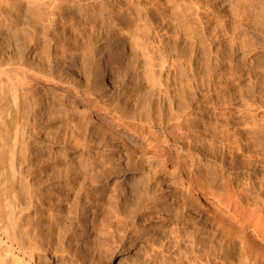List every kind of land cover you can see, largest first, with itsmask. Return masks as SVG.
<instances>
[{
  "label": "rangeland",
  "instance_id": "rangeland-1",
  "mask_svg": "<svg viewBox=\"0 0 264 264\" xmlns=\"http://www.w3.org/2000/svg\"><path fill=\"white\" fill-rule=\"evenodd\" d=\"M17 22L31 25L20 42ZM124 40L113 92L95 98L102 88L80 80L87 68L75 58L117 57L113 46ZM1 56L3 68L70 95L58 112L32 113L25 127L34 151L22 172L42 199L26 228L53 246L45 264L95 263L105 246L93 252L77 232L104 208L98 224L108 227L100 234L108 241L126 230L136 243L148 231L160 234L132 264H264V0H0ZM42 69L63 75L78 93L53 85ZM86 91L93 96L84 98ZM71 99L74 110L65 107ZM116 106L133 109L142 123L117 125L105 113ZM82 115L100 129L81 126ZM121 158L144 178L135 194L150 188L154 198L134 214L112 216L115 199L93 186L88 164L93 173ZM0 235V264L20 257L36 264ZM8 243L12 257L3 258Z\"/></svg>",
  "mask_w": 264,
  "mask_h": 264
},
{
  "label": "bare ground",
  "instance_id": "bare-ground-1",
  "mask_svg": "<svg viewBox=\"0 0 264 264\" xmlns=\"http://www.w3.org/2000/svg\"><path fill=\"white\" fill-rule=\"evenodd\" d=\"M54 15L55 14L53 13L52 17H54ZM52 17L50 18L51 22L53 19ZM19 24L20 23L18 22L15 24L18 26L14 30L13 35L15 37L13 38H16L15 41L20 42V40H22V37L28 36V32L26 33V31L30 30L31 25L27 24L26 26L20 28ZM24 28L26 29V31L24 30ZM126 43L127 42L124 40L123 43L120 42L119 44H115L113 46L115 53L119 52L117 57H112V55L111 56L101 55L100 57L92 59L91 61V60H86V57L88 55L86 54L87 55L86 56L84 53L83 55L85 56L81 58L80 57L77 58L75 56L76 57L75 62L76 60H79L80 62L79 64H82L87 68V70L83 69L85 70V72L81 70L84 73V74L82 73L84 76L81 74L80 80L83 79L85 80V82H90V83L92 82V84L94 86H97V88L98 87L102 88V93H100L99 96L94 95L95 98L101 97V99H103V98H106L108 95L112 94L113 89H110V88L113 85L112 84L113 78L116 77L115 64L118 63L119 62L118 60L123 56V54L122 56L120 55V51H123V49H125V47L127 46ZM5 60L7 61L5 57H2V56L0 57V232L6 238L5 240L9 241L10 244L15 243L14 247L16 246L17 248L22 249L23 253L26 256H28L31 260L36 261V264H45L44 261L46 262L48 261L47 248H50L51 246H48L46 248L45 247L46 240L41 238L40 236L36 238L38 234L36 232V229L29 231V229L26 228V225H29L27 224V222L30 220L31 209L39 207L40 201L42 199L40 200V197H38V193L35 192V190H33L31 179L28 178V176L25 174V171L22 172L23 167L29 160L30 150L34 151V149H30V146H29L30 144L28 143L29 132L26 131L25 127H29L30 122H32V119H31L32 113H36V112L47 113V112H50L51 110L54 113L58 112L59 111L58 106H61L64 100H67V99L69 100L70 95L67 94L66 92L57 93L55 91H50V90L48 91L46 89L44 90V89L37 87L38 83L34 82L31 79L29 73L26 72L25 70L20 69L18 67L11 69V70L8 68H3L2 61H5ZM82 68L84 67L82 66ZM55 73H56L55 71H51L48 69H42L40 75L42 77L47 78L53 85H57V86L59 85L60 87L64 88L66 91L70 92L72 95H76L78 93V91L70 90L71 84H68L67 81L63 80L64 79L63 75L57 74V76L54 77L53 75ZM88 87H84V88H88ZM92 94L93 93L88 94L86 91V93H82V96L84 98H87L89 96L90 97L93 96ZM71 102L72 103L70 104L68 103L65 107L71 108L72 110L76 109V105H74L75 100L71 99ZM64 104H66V102ZM116 108L120 110L119 111L115 110L113 113L111 111H107L105 113H110L111 114L110 117L116 121L117 125H121L127 128L131 120H135L137 122L141 121L139 118H141L142 116L139 114H136L133 109L128 110L127 108H125L121 110L122 108L117 107V106ZM80 119L83 120L81 121V126L83 125L84 127L85 122H87L86 123L87 125H94V127H97L100 129V124L96 120H93L92 118L89 119L85 115H82ZM22 126L23 128H21ZM26 153L29 154L28 155L29 157L26 155ZM120 155L121 154H119V156ZM95 158L96 157L91 158L90 156H88V159H89L88 163L94 164V160H96ZM123 160H125V158H121L117 164L113 162L112 166L108 167L107 169H104L101 171L98 170V172L95 171L93 173H91L93 171L92 169L93 166L88 164L89 166L88 168L91 169L90 175L94 182L93 186L99 189L102 195H110L111 197H107L108 199L110 198L115 199L113 201L109 200V201H112L109 205L111 206L110 207L111 209L107 207L108 209L111 210L112 216L113 214L115 215V213L118 214V212L123 213L125 215H130L134 211L136 212V209L140 208L141 205L149 201H152V199L154 198V195H153L154 193L150 191L153 193V194L152 193L150 194V192L148 191L150 188L148 190L146 189L145 192H139V193L137 192L138 196L135 194V192L137 191L136 185L140 187L142 183L145 182V181L143 182L144 178H142V176L140 175L138 176V174H136L135 171L132 172L126 169L123 166ZM142 164H143V161L139 159V162H136L135 166L140 167ZM134 180H136V183H134L135 182ZM148 180H151L150 177ZM186 192H189L188 188L186 189ZM104 209H101L99 213H97L96 210L94 212H91L93 213V215L91 214L93 217L89 216L90 217L89 219L92 218L91 221L86 219L90 221V224L87 225L86 223H84L86 225L85 226L82 225L83 227L81 229H78V232H77L78 239H80L82 242L87 243L89 247L92 248L91 251L94 252V250L105 246L104 247L105 251L100 253L99 257L96 259L97 261H95V263L93 264H132V257L134 256L135 253H137L138 251L140 253V250H143L144 248L149 247V244L151 242L150 240L154 242L160 238V234L156 233L155 231H148V234L146 238L144 239V242L136 243L137 236L131 235L130 234L131 232L126 230L124 237L121 238L120 240L116 241L117 240L116 239L115 240L116 242L108 241V239L105 238L106 237L105 235L103 236L100 235L103 229H108L107 226L106 228H103V224L99 225L102 223V222L99 223V221H101L100 217L104 215L102 214L104 213ZM68 213L69 212H67V214ZM51 215L53 217V214ZM7 218L9 219L8 220L9 225L6 227L5 219ZM57 222L58 221H56V223ZM52 225L53 224H51V226ZM262 225H264V220L262 222ZM68 226H70V224ZM55 227H51V228L53 229ZM58 228L60 227H57L55 229L58 230ZM67 228L68 227L64 229H67ZM64 229L62 228V230ZM71 229H73V227ZM66 231H69V230H66ZM103 233L108 234L106 230L105 232H102V234ZM139 237L144 238L141 235ZM52 239L53 238H51V240ZM48 242L50 241L48 240ZM9 243H8V247H9ZM51 248H53V246ZM2 251L3 253H8L5 256L3 255L4 256L3 258H5L6 256H9L10 258L12 257L11 255L13 251L11 250L10 247L6 249L5 252H4V249H2ZM53 251L57 252L58 247H57V250H53ZM3 258L1 259L3 260ZM20 258H18L19 261L17 260V264H20V263L22 264L23 261ZM13 259L14 258H12L11 260ZM4 260L6 262L8 261L6 259ZM11 260L9 259V261ZM15 260L13 264L16 263ZM20 260L22 262H20ZM37 261H39L40 263H37ZM1 262L3 263V261ZM11 262L9 263L12 264ZM25 263H27V261ZM57 263L58 264H89L90 260L86 259L85 261H82L81 263H73V262H68L66 260H57Z\"/></svg>",
  "mask_w": 264,
  "mask_h": 264
}]
</instances>
